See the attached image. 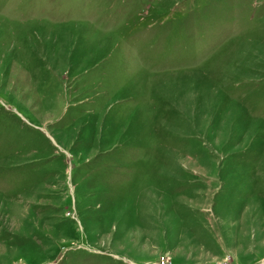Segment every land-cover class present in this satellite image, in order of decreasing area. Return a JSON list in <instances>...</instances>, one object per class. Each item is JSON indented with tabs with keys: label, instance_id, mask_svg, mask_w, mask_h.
Returning a JSON list of instances; mask_svg holds the SVG:
<instances>
[{
	"label": "rangeland",
	"instance_id": "rangeland-1",
	"mask_svg": "<svg viewBox=\"0 0 264 264\" xmlns=\"http://www.w3.org/2000/svg\"><path fill=\"white\" fill-rule=\"evenodd\" d=\"M0 264H264V0H0Z\"/></svg>",
	"mask_w": 264,
	"mask_h": 264
}]
</instances>
